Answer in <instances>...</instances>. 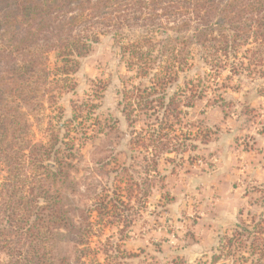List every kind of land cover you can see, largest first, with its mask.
<instances>
[{
    "label": "trees",
    "instance_id": "trees-1",
    "mask_svg": "<svg viewBox=\"0 0 264 264\" xmlns=\"http://www.w3.org/2000/svg\"><path fill=\"white\" fill-rule=\"evenodd\" d=\"M101 34H110L129 73L118 105L130 129L129 149L138 153L131 155L133 164L141 170L130 176L121 163L112 192L105 188L88 204L72 176L82 147L72 120L61 126V137L52 132L47 142H34L29 119L45 99L56 106L62 90L73 88L79 58ZM193 44L210 79L225 69L262 76L264 0H0V170L7 173L0 187V255L7 264H85L97 234L95 217L130 231L133 204H144L154 179L165 177L161 161L198 147L183 130L186 108L204 99L210 110L229 105L222 94L209 98L201 78L177 84ZM85 106L90 112L96 104L74 103L73 119ZM98 250L114 261L120 254L109 240Z\"/></svg>",
    "mask_w": 264,
    "mask_h": 264
},
{
    "label": "rangeland",
    "instance_id": "rangeland-1",
    "mask_svg": "<svg viewBox=\"0 0 264 264\" xmlns=\"http://www.w3.org/2000/svg\"><path fill=\"white\" fill-rule=\"evenodd\" d=\"M200 55V47L193 44L189 66L177 84L201 78L209 98L222 94L229 105L210 110L204 99L195 108H186L183 130L192 132L198 147L178 157L167 155L173 161H161L159 171L165 177L154 179L143 206L133 204L129 232L120 223L92 219L97 234L87 245L91 250L85 264H264V74L225 69L210 79ZM120 58L110 34H101L90 52L79 58L78 69L71 74L73 88L58 95L61 111L45 99L44 109L29 119L34 142H47L52 132L61 137L66 132L61 126L72 120L74 138L82 143L72 176L88 204L103 189L112 192L121 163L129 167L130 176L141 170L133 164L131 155L138 153L129 149L130 129L118 105L122 80L129 75ZM55 65L51 53V70ZM89 100L96 106L90 112L85 106L73 119V104ZM99 127L103 131L95 134ZM85 131L94 137H82ZM46 164L54 166L51 161ZM6 174L0 170V187ZM122 228L126 232H120ZM107 240L119 246L116 261L98 250ZM0 256V264H7Z\"/></svg>",
    "mask_w": 264,
    "mask_h": 264
}]
</instances>
